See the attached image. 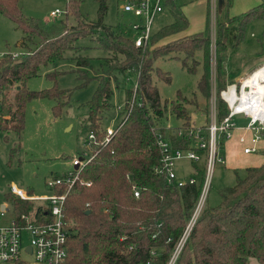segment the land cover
I'll list each match as a JSON object with an SVG mask.
<instances>
[{"label": "trees", "instance_id": "16d2710c", "mask_svg": "<svg viewBox=\"0 0 264 264\" xmlns=\"http://www.w3.org/2000/svg\"><path fill=\"white\" fill-rule=\"evenodd\" d=\"M20 0H0V15L11 21L23 37L21 46L26 53L19 59L12 56L0 60V131L4 134H20L25 127L26 105L34 99L56 101L53 115L59 117L68 106L71 93L51 87L41 91L27 88L30 79L39 76L40 69L64 59L67 51H79L76 46L80 38L99 33L96 41L99 48L109 54L107 72H126L136 77L137 90L132 109L129 108L133 91L125 94L126 120L116 128L109 142L97 149L96 158L89 163L82 178L90 187H75L68 195L65 209L68 239L69 264H168L178 247L192 210L197 202L204 175V165H192L198 183L176 189L167 185L165 179L155 173L160 156L155 146V131L164 136L163 119L167 114L182 120L178 128H192L189 106H196V97L185 98L179 92L175 101H161L158 88L152 77L154 61L161 49L150 45L155 36H168L184 31L188 20L174 0L166 5L174 19L173 23L161 28L146 47L136 48L133 41L114 34L103 24L107 11V0H96L98 19L95 23L77 22L76 26L45 25L36 19L24 17ZM233 0H226L224 10L229 11ZM82 0L66 2V19L71 13L79 17ZM208 8V6H207ZM223 10V11H224ZM217 15L219 11L216 8ZM208 15V9H207ZM206 15V16H207ZM224 20L215 21V79L218 93L223 82L220 70L226 58L228 27L236 23L235 46H239L248 25L264 20V3L233 18L225 15ZM77 21V20H76ZM208 20L201 33L182 37L176 50L185 56L180 60L183 68L194 73L199 60L187 62V55L201 50L202 59H209L210 37ZM264 37V31H263ZM36 39V41H35ZM29 45H32L31 47ZM173 45V44H172ZM179 59L178 56L175 57ZM77 69L89 67L83 57H75ZM111 64V65H110ZM161 77L170 82V77L156 69ZM198 80L201 97H209L210 76L208 63L203 65ZM54 78L55 73L47 74ZM79 88L91 80L79 78ZM97 88L85 105L88 114L85 126L100 140L105 132L102 122L111 109L113 91L109 79H96ZM222 83V84H221ZM14 89L9 97L7 93ZM64 100L62 104L60 101ZM227 115L225 104L217 97V118ZM209 119L199 126L204 130ZM169 136L175 148H187L189 139L179 141ZM7 137V136H6ZM134 190L139 197H134ZM220 203L206 207L197 219L185 240L174 264H250L259 260L264 264V164L245 169L243 178H236L232 187L219 191ZM9 196H6V200ZM18 209H29L27 203L14 201Z\"/></svg>", "mask_w": 264, "mask_h": 264}, {"label": "rangeland", "instance_id": "374dc122", "mask_svg": "<svg viewBox=\"0 0 264 264\" xmlns=\"http://www.w3.org/2000/svg\"><path fill=\"white\" fill-rule=\"evenodd\" d=\"M67 1L71 2L72 0H20L19 7L25 18L36 19L45 25L63 23L73 27L77 25L78 21L81 23H95L97 21L96 0H82L77 21L71 13L68 14L66 19L65 6ZM174 1L180 6L182 13L187 9L186 5L193 3L192 7H189L190 16L185 14L190 19H188L189 25L184 31L178 33L162 38L158 35L157 37L155 36L156 39L150 45V48L161 49V52L154 61L152 77L162 102L167 101L170 103L175 101L178 92L187 99L196 97L197 105L189 106V114L191 115V122H194L193 127L197 128L204 123L205 119H209L213 89L218 90L219 86L215 79V21L216 19L224 20L225 15H228L229 12L224 10L226 0H208L207 18H205V0ZM120 6V0H107V11L103 17V24L106 27H110L117 36L126 38L120 25L128 24L133 18L125 15L121 11ZM216 8L219 11V15H217ZM55 10L61 11L62 14L56 17L51 16V12ZM207 20L208 32H210L209 59L206 62L205 58L204 60L201 58V50L195 51L194 55H187L189 64H192L195 59L201 62L196 72L190 73L186 68L182 67L180 60L185 54L176 50V46L179 44V39L183 37L184 32L190 34L205 29L204 25ZM173 21L172 15L168 10H165L155 20L154 30L158 33L161 28L172 24ZM235 30L236 23L232 22L228 27L227 59L224 61L219 75L224 83L221 88L235 81L240 74L242 66L247 65L246 62L250 61V58L253 59L259 56H254L252 52L247 55L248 57L240 55L242 49L239 47L240 45L235 46ZM249 33L253 32L250 31ZM253 35L257 38L258 34ZM92 36H94V39L89 36L80 38L76 43L79 51H67L63 60L42 67L39 76L28 80L26 84L27 88L33 91H41L54 86L59 90L69 91L71 93L69 103L63 109L61 115L59 117L53 115L52 108L56 101L34 99L26 105L25 127L20 134L14 132L4 134L0 131V206L6 204L13 210L14 201L12 202V197L10 196L12 185L39 198L49 196V191L46 187L47 181L52 177L61 176L72 168L71 162L74 158L81 156L89 134L85 126V119L88 114V108L85 105L90 102L97 88L98 82L96 79H109L113 91L112 107L107 112V119L102 122L103 127L116 128L121 122L122 115L118 112L117 106L125 103L126 90L134 88L137 83L136 77L127 72L123 75L118 74V72H107L106 60L112 54L99 48L100 46L96 42L99 39L97 31ZM22 37L23 34L15 29V25L12 22L0 15V60L10 56L13 57L14 54L17 55L14 59H19L26 53L20 44ZM258 38L260 39V36ZM249 43L253 44L252 41L248 40L247 44ZM262 44L264 46L263 40ZM29 46L31 47L32 45ZM246 48L247 45L243 47V50L246 51ZM78 56L86 59L90 66L77 69L74 58ZM176 56L179 59H176ZM207 63L209 66L210 88L209 97L205 98L201 97L197 86L203 71L202 67ZM157 68L170 77L169 83L162 78L157 79L156 74H159L156 70ZM52 73L56 75L54 78L46 76ZM158 77L160 78L161 74ZM79 78L94 80H91L86 87L79 88L78 85L81 83ZM13 94L14 89L7 93L9 97ZM60 102L63 104L64 100ZM163 120L164 126H169L170 128L174 127L175 129L177 126L182 125V120L169 114L164 116ZM236 123L238 126H245L246 120L241 118ZM231 139L223 140L219 155L227 158L228 151H231L235 164L231 166L230 162H227L225 166L219 164L214 166L211 186L204 209L217 206L221 200L219 191L223 188L232 187L237 177L243 178L245 176V169L248 166L244 165H252V163H257L259 159L264 157V151H260L259 147L255 154L245 157L243 148L250 146L251 142L240 143L237 141V143L231 145L229 143ZM177 169L181 170L180 173L183 172L182 176L184 179L192 175L191 165L187 161L177 163ZM6 196H9V199L6 200ZM17 210L19 209L17 208ZM12 217L13 212L10 211L7 216L0 220V223L7 225L8 219ZM250 264L263 263L254 259L250 261Z\"/></svg>", "mask_w": 264, "mask_h": 264}, {"label": "built area", "instance_id": "2783aa9c", "mask_svg": "<svg viewBox=\"0 0 264 264\" xmlns=\"http://www.w3.org/2000/svg\"><path fill=\"white\" fill-rule=\"evenodd\" d=\"M120 9L125 15L133 18L128 24H121L125 37L132 40L136 48L150 45L155 35V20L168 10L166 0H120ZM61 11L51 12L56 17ZM14 54L12 58H16ZM247 82V83H246ZM137 83L129 108L135 102ZM217 97L225 104L227 115L217 118ZM125 103L117 106L122 115L123 125L126 120ZM237 118L246 120L245 126H238ZM116 127V128H117ZM116 128H105L99 140L95 133L89 132L81 156L71 162L72 168L61 176L50 178L46 187L47 197H37L14 185L11 186L12 202L27 203L29 209L17 210L13 202V210L6 204L0 208V220L10 211L13 217L7 225L0 223V264H69L67 253L68 230L65 220V209L68 195L75 187H90L91 183L82 178L85 167L97 156V149L109 142ZM176 129V128H175ZM164 126L166 135L155 131V146L159 152V164L154 171L162 176L167 185L176 189L198 183L192 165H204V175L197 202L192 210L184 235L168 264H174L191 229L200 217L206 204L211 186V177L216 164L225 166L226 159L219 155L223 140L232 138L234 131L240 130L251 134V145L245 147L243 153L255 154L257 144L264 137V66L255 69L249 75L240 78L236 83L228 84L218 95L213 89L209 114V124L202 130L200 127L178 128ZM179 141L189 139L187 148H175L170 141V134ZM239 141L244 143V137ZM187 161L191 165L192 175L183 178L177 163ZM134 197L139 191L134 190Z\"/></svg>", "mask_w": 264, "mask_h": 264}, {"label": "crops", "instance_id": "0c3cea01", "mask_svg": "<svg viewBox=\"0 0 264 264\" xmlns=\"http://www.w3.org/2000/svg\"><path fill=\"white\" fill-rule=\"evenodd\" d=\"M262 3H264V0H233L232 6L228 11L229 12L228 16H229V18L237 17V16L249 11L250 9L255 8L256 6H259ZM192 4L193 3H189L188 5L185 6V7H187V9H186V11L183 12L184 16H185V14L187 16H190L191 11H190L189 7H192ZM207 6H208V0H205V18H207V16H206L207 15ZM178 7H180V6H178ZM168 11H169V9H168ZM181 11H182V9H181ZM169 13H170V11H169ZM186 18H187V20L189 19L188 17H186ZM189 20H188V25H189ZM204 27H206V22H205ZM203 30H205V29H202V31H200V32H195V33H190V34L189 33L187 34L184 32L182 36L185 37V36H189L192 34L195 35V34L203 32ZM250 31H252L253 33H249ZM263 31H264V20H256V21L251 22L248 25V27L246 29L245 38L239 46L242 49L240 55L244 56V57H248L247 55H250V53L252 52L254 54V56H257V55H259V56L255 57L253 59L250 58V61L248 60L246 62L247 65L242 66L240 74L236 77L234 82H237L240 78H243V77L249 75L255 69H258V68L264 66V46H262L263 45L262 40L264 42ZM235 32H236V30H235ZM253 34H258L257 38ZM258 36H260V39L258 38ZM248 40L252 41L253 44L252 45H251V43L247 44ZM246 45H247V48H246V51H244L243 47H245ZM227 54H228V49L226 50L225 60L227 59ZM234 82H231L230 84H232ZM240 119L237 118L236 121H240ZM240 137H244V142H247V141L251 142V140H250L251 134L250 133H245L243 131L237 130V131H234V134L232 135V139L229 141V143L231 145L237 143V141H239ZM247 147H249V146H247ZM256 147L257 148L259 147L260 151L261 150L264 151V137L258 142ZM243 150H244V148H243ZM258 151H259V149H258ZM243 155L246 157L250 154L246 155L243 153ZM225 159H226V163L230 162V165L234 166L235 159H234L233 153L231 151H228L227 158L225 157ZM262 164H264V157H263V159H259V161L257 163H252V165H244V166H248L247 168H249V167H258Z\"/></svg>", "mask_w": 264, "mask_h": 264}, {"label": "water", "instance_id": "95a60500", "mask_svg": "<svg viewBox=\"0 0 264 264\" xmlns=\"http://www.w3.org/2000/svg\"><path fill=\"white\" fill-rule=\"evenodd\" d=\"M1 209L3 208V205H1V207H0Z\"/></svg>", "mask_w": 264, "mask_h": 264}, {"label": "bare ground", "instance_id": "6f19581e", "mask_svg": "<svg viewBox=\"0 0 264 264\" xmlns=\"http://www.w3.org/2000/svg\"><path fill=\"white\" fill-rule=\"evenodd\" d=\"M247 83V82H246Z\"/></svg>", "mask_w": 264, "mask_h": 264}]
</instances>
